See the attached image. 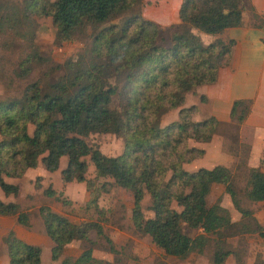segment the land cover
I'll return each mask as SVG.
<instances>
[{"label":"trees","instance_id":"16d2710c","mask_svg":"<svg viewBox=\"0 0 264 264\" xmlns=\"http://www.w3.org/2000/svg\"><path fill=\"white\" fill-rule=\"evenodd\" d=\"M141 1L24 0L21 7L16 4L4 10L0 7V33L11 32L21 38L27 34L29 39L32 16H49L55 38L71 40L84 28H95L134 6L139 5L140 11ZM245 8L251 9L247 0H181L177 11L180 24L176 30H170L168 46L157 43L163 37L157 24L138 12L130 14L119 25L99 28L87 48L63 63L65 72L55 81L31 82L19 98L0 102L3 196L18 193V186L4 177H19L38 163L53 172L60 158L65 157V166L59 170L62 182L89 184L85 172L90 164L95 178H110L116 186L127 190L132 199L134 228L148 236L166 256L184 259L191 252L201 253L213 235L216 240L210 262L222 264L232 254L231 249L224 247L225 232L231 234L238 227L237 233L262 234L261 223L241 206L227 167L217 164L191 171L184 167L204 153L190 142H209L217 123L211 116L192 120L196 109L182 106L184 94L215 81L218 69L228 63L233 44V40L219 37L202 43L188 26L197 32L218 35L226 28L238 26ZM263 23L264 16L259 27ZM20 27L27 31L22 33ZM28 59L23 63L29 62ZM27 72L24 67L17 75L24 77ZM173 109H177L176 119L160 125L164 113ZM245 111L243 100L233 101L230 115L238 123L243 121ZM90 133L121 137V153L108 156L97 146L87 144L84 139ZM245 174L244 199L264 202V172L249 167ZM213 184L223 186L240 221L232 222L217 202L207 204ZM43 193L60 198L51 187ZM144 194L152 212L149 218L143 217L140 207ZM37 210L51 243L52 262L58 260L72 240L90 244L87 234L90 229L102 235L101 227L95 223L74 225L45 205ZM0 216H13L18 225L29 226L27 212L15 202L0 199ZM181 224L199 232L190 237L182 231ZM105 240L110 244L109 251L114 252L111 241L107 237ZM3 243L6 264H41L40 247L22 241L13 231L8 230ZM91 252L87 246L73 259L63 258L54 264H110L93 257Z\"/></svg>","mask_w":264,"mask_h":264},{"label":"rangeland","instance_id":"374dc122","mask_svg":"<svg viewBox=\"0 0 264 264\" xmlns=\"http://www.w3.org/2000/svg\"><path fill=\"white\" fill-rule=\"evenodd\" d=\"M23 1L0 0V7L2 10L15 4L21 7ZM141 3L143 4L144 0ZM138 6L112 16L95 28H84L83 32L71 40L58 41L55 38V27L49 16H32V24L28 28L32 31V37L29 39L27 34L21 38L11 32L0 33V102L19 98L23 88L31 82L51 83L55 81L65 72L63 63L67 59H74L79 52L87 48L92 35L99 28L110 24L119 25L133 13L138 12L142 16L141 8L139 11ZM165 11L164 2H162L159 12ZM151 13L152 11L149 9L145 12V16ZM179 24L180 22H170L163 25L164 27L157 24L161 37H164V39L163 37L157 39V43L168 46L169 32L172 28L176 30ZM188 27L193 31L190 26ZM20 29L22 33L27 31L25 27H20ZM200 35L205 36L203 33ZM200 40L202 43L204 42L203 38ZM26 58L30 61L23 63ZM24 67L28 68V72L26 76L19 77L17 72ZM114 105H116V100H114ZM175 112L176 109H173L164 113L160 125L175 120L177 117ZM234 127L221 128L222 132L224 131V136L219 150L209 147L201 157L194 159L184 167L189 171L200 167L211 168L217 164L228 168L233 176V184L241 206L249 209L255 220L261 223L262 234L257 232L237 233L238 225L231 231V234L225 232L224 247L231 249L232 254L228 255L222 264H262L264 263V204L248 202L242 193L246 169L250 167L249 165H257L258 168L264 166V159L258 156L248 160L249 152L246 147L248 143L245 141L247 137L236 140L229 136V133L238 132ZM84 140L87 144L97 146L103 154L108 156L120 154L123 147L122 138L111 133H90ZM65 163L66 158L61 157L58 168L53 172L46 171L38 163L35 168L26 170L19 177H4L5 181L18 186V193L15 196H3L0 192V199L4 202H15L20 210L26 211L29 226L18 225L13 216H0V264L7 263L3 237L8 230L13 231L15 236L22 241L40 247L41 264H54L63 258L73 259L87 246L91 247L93 257L110 264H211L210 256L214 248L215 236H210V241L201 253L191 252L184 259L166 256L149 241L148 236L134 228L131 221L132 199L127 190L116 186L110 178H95L93 167L90 164L85 172V178L90 180L89 184L84 181L64 183L61 181L59 170L65 166ZM47 187H51L60 198L46 196L43 190ZM61 199L66 202L63 203ZM206 202L208 205L217 202L228 212L232 222H238L239 213L232 206L222 185L213 184L211 186ZM41 205L48 206L52 211L65 216L74 225H79L82 222L95 223L101 227L102 235H98L94 229H90L87 233L90 244L82 240H72L64 247L58 260L52 262L49 259L51 243L44 233L37 210ZM148 206L149 198L147 194H144L140 203L144 218L152 216ZM181 229L190 237L199 232L196 229L188 228L185 224H181ZM105 237L111 241L114 252L109 251L110 244L107 243Z\"/></svg>","mask_w":264,"mask_h":264},{"label":"crops","instance_id":"0c3cea01","mask_svg":"<svg viewBox=\"0 0 264 264\" xmlns=\"http://www.w3.org/2000/svg\"><path fill=\"white\" fill-rule=\"evenodd\" d=\"M162 2L166 9L162 12L163 14L159 12ZM180 3L181 0H144L141 13L143 18L164 27L163 25L170 22H179L177 11ZM247 6L251 9L242 10L241 23L238 26L224 29L218 35L205 34L202 37L200 35L202 32L193 30L200 38H203V43L219 37L222 40L231 39L233 44L228 63L218 69L215 81L211 84L197 86L193 93H185L182 106L195 107L196 110L191 116L192 120L211 116L217 122L215 132L209 142H190L191 145L202 148L204 152H207L209 147L219 150L224 136L221 128L235 126L238 132L229 133V136L236 140L247 137L245 141L248 143V160H250L258 156L264 159L262 154L264 145V33L259 27L264 16V0H247ZM149 9L152 13L145 16V12ZM202 96L205 98L204 101L199 100ZM235 100H243L246 106L245 116L241 123L230 115V109ZM249 166L256 167L257 165ZM259 169L264 172V166ZM256 203L264 204L261 201Z\"/></svg>","mask_w":264,"mask_h":264},{"label":"built area","instance_id":"2783aa9c","mask_svg":"<svg viewBox=\"0 0 264 264\" xmlns=\"http://www.w3.org/2000/svg\"><path fill=\"white\" fill-rule=\"evenodd\" d=\"M263 33H264V23H263V27H262Z\"/></svg>","mask_w":264,"mask_h":264}]
</instances>
